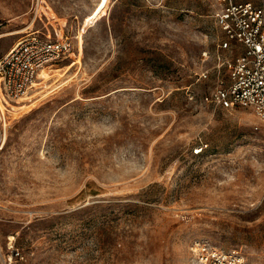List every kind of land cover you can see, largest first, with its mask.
Wrapping results in <instances>:
<instances>
[{"label": "rangeland", "instance_id": "rangeland-1", "mask_svg": "<svg viewBox=\"0 0 264 264\" xmlns=\"http://www.w3.org/2000/svg\"><path fill=\"white\" fill-rule=\"evenodd\" d=\"M222 3L0 0V57L29 31L75 43L0 100V264L11 245L22 264H192L197 239L264 254V119L203 98L228 73Z\"/></svg>", "mask_w": 264, "mask_h": 264}, {"label": "built area", "instance_id": "built-area-1", "mask_svg": "<svg viewBox=\"0 0 264 264\" xmlns=\"http://www.w3.org/2000/svg\"><path fill=\"white\" fill-rule=\"evenodd\" d=\"M217 23L223 33L219 47L231 52L223 61L228 73L203 98L227 109L249 107L264 119V7L249 0H223ZM74 47L69 35L53 38L27 32L0 57V100L21 101L43 88L47 80L42 70L64 62ZM24 260L21 249L11 245L4 264ZM191 263L264 264V254L251 260L240 251L197 239L191 245Z\"/></svg>", "mask_w": 264, "mask_h": 264}, {"label": "bare ground", "instance_id": "bare-ground-1", "mask_svg": "<svg viewBox=\"0 0 264 264\" xmlns=\"http://www.w3.org/2000/svg\"><path fill=\"white\" fill-rule=\"evenodd\" d=\"M49 67H50V66H49ZM46 68H48V67H46ZM46 68H44V69H46ZM44 69H43V70H44ZM43 70H42L41 74H42L43 76H45V75L43 74ZM23 99H24V98H23ZM23 99H22V100H23ZM3 102H4V101H3ZM5 103H6V102H5ZM7 104H10V105H11L12 102L9 101Z\"/></svg>", "mask_w": 264, "mask_h": 264}, {"label": "snow or ice", "instance_id": "snow-or-ice-1", "mask_svg": "<svg viewBox=\"0 0 264 264\" xmlns=\"http://www.w3.org/2000/svg\"><path fill=\"white\" fill-rule=\"evenodd\" d=\"M102 6H103V5L101 4V7H102ZM97 11L99 12V11H100V9L98 8V9H97ZM89 19H91V17H90Z\"/></svg>", "mask_w": 264, "mask_h": 264}]
</instances>
